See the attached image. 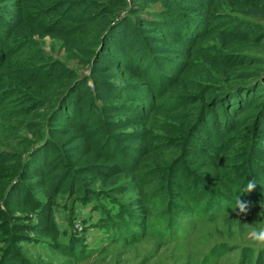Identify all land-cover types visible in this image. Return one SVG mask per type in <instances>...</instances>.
Instances as JSON below:
<instances>
[{
    "label": "trees",
    "instance_id": "16d2710c",
    "mask_svg": "<svg viewBox=\"0 0 264 264\" xmlns=\"http://www.w3.org/2000/svg\"><path fill=\"white\" fill-rule=\"evenodd\" d=\"M263 24L264 0H0V237L76 254L60 244V196L97 210L151 183L170 190L153 194L170 226L193 215L176 207L191 205L181 177L204 179L201 206L218 178L207 169L224 181L233 163L248 166L243 191L227 187L264 192V58L247 52ZM47 37L86 73L49 56ZM123 174L133 185L111 189Z\"/></svg>",
    "mask_w": 264,
    "mask_h": 264
},
{
    "label": "rangeland",
    "instance_id": "374dc122",
    "mask_svg": "<svg viewBox=\"0 0 264 264\" xmlns=\"http://www.w3.org/2000/svg\"><path fill=\"white\" fill-rule=\"evenodd\" d=\"M160 9L161 3H150L142 14ZM260 36L264 37V31ZM42 43L49 56L66 61L80 72L86 73L83 66L66 60L65 51L61 49L59 43L48 37ZM247 52L264 58V44L247 49ZM16 144L20 146L19 143ZM39 145L40 143L35 144L33 148ZM243 164L233 163L232 171L226 174L224 181L220 179L221 172L214 171V167L207 169L215 172L218 178L214 182H207L212 183L213 185L208 187L213 188L210 195H207L209 201L204 198L205 202L201 206L195 204L191 207L193 203L201 200L198 198L200 194L196 195V192L206 191V186L201 183L204 179L200 178L199 182L190 176H182L179 186L184 187L183 191L186 192L187 198H191V205L189 207L184 203L180 205L176 203V207L177 210H181V207L187 208L188 213L193 215L177 213L182 211L173 212L169 215L172 219L170 226L169 218L165 216L167 213L166 207L163 206L165 203L158 205L159 200L153 199V194L157 196L159 194V199L167 198L170 190H166L168 193L157 192L154 183L133 192L116 194L113 201L102 203L103 208L97 210L94 209L97 202L86 205L74 202L68 195L60 196L55 215L62 234L60 244L69 247L70 241L75 239L81 246L79 252L67 254L34 242H21L12 247L0 237V264H248L249 254H253L251 264H255L257 256L264 252V248L255 247L248 233L253 228L264 227V192L256 186L251 193H244L241 200L249 204L248 214L237 215L239 210H234L236 197L240 196V191H232L227 187V184L234 182L237 188L243 191L242 174L248 167L240 169ZM194 172L197 176L205 174L204 169ZM204 177L208 180L207 175ZM133 178L135 177L125 174L116 177L112 181L114 184L111 189L131 187L135 182ZM148 192L150 195L146 196ZM252 195L256 196V200H252ZM217 199L222 203L208 209L210 202H216ZM137 200H142L141 205L134 203ZM257 200L259 204H254ZM167 202L168 200L166 204ZM170 203L168 208L175 207V204ZM140 206L143 213L141 209H137ZM104 207L108 210L113 209L116 219L109 221L104 214ZM132 207L135 208V217L131 219ZM110 224H115V227L112 228Z\"/></svg>",
    "mask_w": 264,
    "mask_h": 264
},
{
    "label": "clouds",
    "instance_id": "9594fccd",
    "mask_svg": "<svg viewBox=\"0 0 264 264\" xmlns=\"http://www.w3.org/2000/svg\"><path fill=\"white\" fill-rule=\"evenodd\" d=\"M255 187H256L255 181L250 180L247 183L244 192L251 193L255 189ZM237 209L239 210L237 215L248 214L249 204L242 201L241 196L236 197V206L234 211H236ZM248 236L255 247L264 248V227H261L259 229H255V228L251 229L248 233Z\"/></svg>",
    "mask_w": 264,
    "mask_h": 264
}]
</instances>
